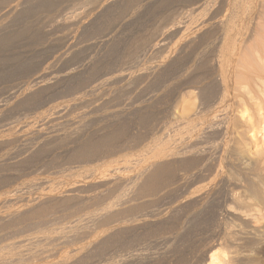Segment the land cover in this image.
Segmentation results:
<instances>
[{"label":"rangeland","instance_id":"1","mask_svg":"<svg viewBox=\"0 0 264 264\" xmlns=\"http://www.w3.org/2000/svg\"><path fill=\"white\" fill-rule=\"evenodd\" d=\"M21 1L0 0V264H207L214 250L228 264H264V244L247 246L253 233L264 243L263 212L227 206L226 197L242 196L248 169L262 162L264 121L254 114L262 126L240 130V157L226 151L217 125L182 120L204 113L217 91L220 43L239 60L255 46L247 60L264 68V0H252L256 15L243 18L248 32L240 27L238 38L214 26L229 22L231 0ZM14 2L16 13L2 14ZM35 75L46 90L34 89Z\"/></svg>","mask_w":264,"mask_h":264},{"label":"bare ground","instance_id":"2","mask_svg":"<svg viewBox=\"0 0 264 264\" xmlns=\"http://www.w3.org/2000/svg\"><path fill=\"white\" fill-rule=\"evenodd\" d=\"M14 1V0H13ZM43 1V0H42ZM51 1V0H50ZM56 1H58V0H56ZM69 1V0H68ZM88 1V0H87ZM103 1V0H102ZM233 1V2H232ZM254 1V0H253ZM252 0H231V2H232V4H231V6H233V13L231 12V14H228V15H231L230 17H228V16H226V18H228V20H229V22H227L226 21V19H225V21L227 22V23H224V21L222 20V19H220L219 21H217V22H215V24H214V26L216 25V28L218 27L219 28V30H220V28L225 24L226 26H223V27H225V30H224V32L223 33H225V32H227V31H229V32H227L228 34L231 32V30H234L235 32H236V34L235 35H237V31L236 30H238V31H240L241 29H239L240 27H241V21L243 20V18L245 19V18H247L248 19V17L249 18H251V17H253L254 15H256L255 14V12H253L254 10H252L253 9V6H252V4L254 3ZM262 1V0H261ZM4 2H6V1H4ZM8 2V1H7ZM16 2V1H15ZM14 2V3H15ZM19 2V1H18ZM23 1H21L20 0V3H22ZM40 2V1H39ZM93 2V1H92ZM91 2V3H92ZM136 2V1H135ZM203 2V1H202ZM230 2V1H229ZM253 2V3H252ZM3 3V2H2ZM13 3V5H10L9 6V4L8 5H6V8H2L1 10H2V14H4V15H8V14H14V13H16V11H17V8H19L18 7V5H19V3H15L14 4ZM26 3H27V1H26ZM90 3V2H89ZM94 4H95V2H93ZM55 4V3H54ZM102 4V3H101ZM130 4V3H129ZM262 4L264 5V2H262ZM49 5V4H48ZM51 5V4H50ZM104 5V4H103ZM226 5H227V3H226ZM255 5V4H254ZM261 5V4H260ZM56 6V5H55ZM93 6V5H92ZM230 6V5H229ZM46 7V6H45ZM70 7V6H69ZM89 7V6H88ZM98 7H100V6H98ZM101 7H102V5H101ZM49 8V7H48ZM53 8V7H52ZM94 8V7H93ZM97 8V7H96ZM227 8H229V7H227ZM255 8V7H254ZM99 9V8H98ZM106 9V8H105ZM135 9V8H134ZM138 9V8H137ZM258 9H259V7H258ZM21 10V9H20ZM256 10V9H255ZM224 11V10H223ZM226 11H228V9L226 10ZM261 11H263V10H261ZM97 12V11H96ZM160 12V11H159ZM25 13V12H24ZM60 13V12H59ZM80 13V12H79ZM118 13V12H117ZM260 13V12H259ZM262 13H264V12H262ZM1 14V15H2ZM106 14V13H105ZM188 14V13H187ZM221 14V13H220ZM223 14V13H222ZM221 14V15H222ZM15 15H17V14H15ZM40 15V14H39ZM69 15V14H68ZM80 15V14H79ZM185 15V14H184ZM215 15V14H214ZM262 15V14H261ZM260 15V16H261ZM13 16V15H12ZM19 16V15H18ZM22 16V15H21ZM75 16V15H74ZM116 16V15H115ZM123 16V15H122ZM219 16V15H218ZM27 17V16H26ZM76 17V16H75ZM78 17V16H77ZM3 18V17H2ZM1 18V19H2ZM19 18V17H18ZM18 18H17V20H18ZM68 18V17H67ZM110 18V17H109ZM214 19H215V17H213ZM217 18V17H216ZM221 18V17H220ZM4 19H6V18H4ZM66 19V18H65ZM83 19V18H82ZM178 19V18H177ZM219 19V18H218ZM223 19H224V17H223ZM257 19V18H256ZM25 19H23V21H24ZM50 20V19H49ZM74 20V19H73ZM173 20V19H172ZM191 20V19H190ZM251 20V22L253 21L252 19H250ZM255 20V19H254ZM12 21H14V20H12ZM66 21V20H65ZM68 21V20H67ZM66 21V22H67ZM213 21V20H212ZM216 21V20H215ZM248 20H246V22H247ZM259 21V20H258ZM2 22V21H1ZM8 22V21H7ZM18 22V21H17ZM64 22V21H63ZM65 22V23H66ZM193 22V21H192ZM251 22H250V24H251ZM256 22H257V20H256ZM260 22V21H259ZM62 23V22H61ZM70 23V22H69ZM72 23V22H71ZM70 23V24H71ZM77 23H78V21H77ZM76 23V24H77ZM213 23H214V21H213ZM60 24V23H59ZM67 24V23H66ZM65 24V25H66ZM158 24V23H157ZM193 24V23H192ZM206 24V23H205ZM256 24H258V23H256ZM64 25V26H65ZM69 25V24H68ZM132 25V24H131ZM242 25H243V23H242ZM246 25V23L244 22V26ZM249 25V24H248ZM253 25V24H252ZM25 26V25H24ZM67 26V25H66ZM188 26V25H187ZM199 26V25H198ZM203 26H205V25H203ZM214 26H212L213 27V29H214ZM257 26V25H256ZM255 26V27H256ZM259 26V25H258ZM263 26V25H262ZM4 27V26H3ZM71 27V26H70ZM195 27V26H194ZM211 27V28H212ZM250 27V26H249ZM254 27V26H253ZM2 28V27H1ZM1 28H0V30H1ZM29 28V27H28ZM62 28V27H61ZM201 28H203L202 26H201ZM210 28V27H209ZM208 28V29H209ZM211 28H210V30H211ZM215 28V30H217ZM243 30H247V29H244V27L242 26L241 27ZM260 28V27H259ZM259 28H257V29H259ZM261 28H263V27H261ZM7 29V28H6ZM252 29V28H251ZM26 30V29H25ZM165 30V29H164ZM198 30V29H197ZM200 30V29H199ZM222 30H223V28H222ZM255 30V29H254ZM253 30V31H254ZM69 31V30H68ZM155 31V30H154ZM160 31V30H159ZM201 31V30H200ZM199 31V32H200ZM203 31H204V29H203ZM212 31V30H211ZM242 31V30H241ZM256 31H259V30H255V32ZM27 32V31H26ZM50 32V31H49ZM198 32V31H197ZM234 32V33H235ZM248 31H246L245 33H247ZM251 32V31H250ZM259 32H262V30L261 31H259ZM258 32V33H259ZM193 33H194V31H193ZM218 33V32H217ZM221 33V32H220ZM232 33H233V31H232ZM232 33H230V34H232ZM239 33H241V32H239ZM238 33V36H237V38L240 36V34ZM244 33V31L242 32V34ZM254 33V32H253ZM257 32L256 33H254L253 35H257L258 34ZM263 33V32H262ZM9 34V33H8ZM27 34V33H26ZM33 34V33H32ZM225 35V36H222V37H225L226 38V36L227 37H229L230 35ZM248 34H250V33H248ZM160 35V34H159ZM163 35V34H162ZM167 35V34H166ZM235 35H234V37H235ZM244 35V34H243ZM251 35V34H250ZM259 35H261L260 33H259ZM264 35V34H263ZM232 37H233V35H231ZM244 36H246V34L244 35ZM258 36V35H257ZM262 36V35H261ZM260 36V37H261ZM163 36H160V39L162 38ZM198 37V36H197ZM252 37V36H251ZM254 37V36H253ZM259 37V38H260ZM17 38V37H16ZM230 38L231 37H229V39H228V41H230ZM241 38V37H240ZM254 38H256V37H254ZM254 38L252 39L254 42H255V40H257V39H259V38H256L255 40H254ZM9 39V38H8ZM11 39H13V38H11ZM224 39V38H223ZM233 40H234V38H232ZM236 39V38H235ZM251 39V38H250ZM249 39V40H250ZM4 40V39H3ZM7 40V39H6ZM227 40V39H226ZM237 40V39H236ZM262 41H263V38L261 39ZM223 41V40H222ZM225 41V40H224ZM232 41V40H231ZM240 41V40H239ZM242 41H243V39H242ZM258 41V40H257ZM256 41V42H257ZM6 42V41H5ZM10 42V41H9ZM235 42V41H234ZM234 42L232 43V46L234 47L235 45H233L234 44ZM241 42V41H240ZM240 42H239V44H240ZM245 42V41H244ZM256 42H255V45H256ZM37 43V42H36ZM60 43V42H59ZM228 43V42H227ZM241 43H243V42H241ZM259 43V42H258ZM257 43V47L258 48H262V47H259L260 45ZM262 43H264V42H261V44ZM225 44V43H224ZM247 44V43H246ZM6 45V44H5ZM8 45V44H7ZM6 45V46H7ZM12 45H13V43H12ZM18 45V44H17ZM220 45H221V47H224V48H222L223 49V54H224V56H222V55H220L219 57H217V60L215 61L216 62V65H217V67H218V71H216L217 72V74H215L216 76H217V82H218V87H217V91H216V93L215 92H213L214 93V97L212 96V98H210L211 99V101L207 104V108H206V110H205V112L203 113L202 112V114H201V112H200V114H194L195 112H193V106H192V104L194 105V102L191 104L190 102V106L188 105V107H191V109L190 108H187L186 106V110H184L183 111V109H185L184 108V106H183V109L182 108H180L183 112H186V114L187 113H192L193 112V115L192 114H190V116L189 115H186L184 118H182V120H183V122L185 121V123H184V125L186 124V126L188 127L190 124H192V127H193V123H194V121L195 120H202L203 122H204V124H207V126H208V124H211V126H212V124H214L213 126H216L217 125V127L218 128H216V129H218V131H217V133L219 134V136L224 140V145H225V148L227 147V149H226V151H230L231 152V154L233 155V156H240V157H242V152H243V150H242V146H241V141H240V139L238 140V137L240 136V130H242L243 129V126H244V128L246 127H250V128H253L255 125H257V120H252V118H254V114H255V117L257 118V119H261V121L263 120L264 121V119H262L264 116H263V113H264V68H261V66H258V63L257 64H253L252 63V61H248L249 60V58H251L250 56H252L251 54L253 53H255L256 54V52L258 53L259 51H257V50H255V52H254V49H255V46H254V48L252 49L251 48V50L248 52V50H246L247 52H246V57H249V58H245L244 59V57H243V55H241V57H243V60H239L237 57H239L238 56V54H239V52H234L233 50H230V48L229 49H227V50H225L226 52H224V49H225V46H223L221 43H220ZM229 45H231V42L229 43ZM240 45H242V44H240ZM251 46H252V44H250ZM264 44H262V46H263ZM142 46V45H141ZM144 46V45H143ZM157 46V45H156ZM237 46V45H236ZM243 46H244V43H243ZM248 46V45H247ZM9 47V46H8ZM33 47V46H32ZM220 47V48H221ZM226 47H229L228 46V44H227V46ZM241 47V46H240ZM239 47V48H240ZM257 47H256V49H257ZM264 47V46H263ZM7 48V47H6ZM236 47H234V49H235ZM241 48H243V47H241ZM238 49V51L239 50H243V49ZM245 48H247V47H245ZM249 48V47H248ZM221 49V50H222ZM237 49V48H236ZM136 50V49H135ZM221 50H220V52H221ZM214 51V50H213ZM241 51H240V53H241ZM73 52V51H72ZM261 52H264V50H261ZM66 53H68V52H66ZM76 53V52H75ZM248 53V54H247ZM61 54V53H60ZM219 54V53H218ZM230 54H233L234 55V57L233 58H236V59H238V60H231L230 59ZM46 55V54H45ZM67 55V54H66ZM260 55V54H259ZM236 56V57H235ZM256 56V55H255ZM257 56H258V54H257ZM262 56V55H261ZM64 57V56H63ZM63 57H62V59H63ZM70 57V56H69ZM253 57V56H252ZM259 57V56H258ZM264 57V56H263ZM262 57V58H263ZM261 58V57H260ZM19 59V58H18ZM27 59V58H26ZM248 59V60H247ZM258 59V58H257ZM254 60H256V59H254ZM9 61V60H8ZM258 61V60H257ZM262 61H264V60H262ZM22 62V61H21ZM209 62V61H208ZM51 63V62H50ZM210 63H211V61H210ZM7 64V63H6ZM24 64V63H23ZM43 64V63H42ZM213 64H214V62H213ZM52 65V64H51ZM54 65V64H53ZM175 65V64H174ZM215 65V66H216ZM259 65H260V63H259ZM262 65V64H261ZM263 65H264V62H263ZM262 65V66H263ZM5 66V65H4ZM178 66V65H177ZM203 66V65H202ZM212 66V65H211ZM214 66V65H213ZM12 67V66H11ZM68 67V66H67ZM158 67V66H157ZM156 67V68H157ZM21 68H22V66H21ZM53 68V67H52ZM43 69H46V70H49L50 69V67L48 66L47 68H43ZM170 69V68H169ZM200 69V68H199ZM210 69V68H209ZM7 70V69H6ZM11 70V69H10ZM17 70V69H16ZM36 70V69H35ZM172 70V69H171ZM13 72H14V70H13ZM33 72V71H32ZM43 72H44V70H43ZM149 72V71H148ZM171 72V71H170ZM188 72V71H187ZM37 73V72H36ZM38 73H40L39 71H38ZM47 73V72H46ZM173 73V72H172ZM210 73V72H209ZM19 74V73H18ZM40 74H43L42 72L40 73ZM39 74V75H40ZM48 74V73H47ZM12 75V74H11ZM39 75H37V76H39ZM49 75V74H48ZM134 75V74H133ZM193 75V74H192ZM1 76V75H0ZM36 76V75H35ZM36 76V77H37ZM44 76V75H43ZM119 76V75H118ZM122 76V75H121ZM120 76V77H121ZM139 76V75H138ZM117 77V76H116ZM119 77V78H120ZM130 77V79H131V76H129ZM129 77H128V79H129ZM200 77V76H199ZM1 78V77H0ZM10 78V77H9ZM33 78H35V77H33ZM113 78V77H112ZM118 78V79H119ZM122 78H123V76H122ZM126 78V77H125ZM136 78V77H135ZM140 78V77H139ZM36 79H37V81H36ZM35 79V85L33 86L34 87V89H36V91H39V90H42V89H45L46 90V88H48L49 87V83L48 82H44L43 81V79H44V77H42V75L40 76V77H37ZM107 79V78H106ZM105 79V80H106ZM114 79V78H113ZM116 79V78H115ZM114 79V80H115ZM121 79V78H120ZM128 79H125V81L126 80H128ZM9 80V79H8ZM111 80V79H110ZM113 80V81H114ZM117 80V79H116ZM103 81V80H102ZM107 81V80H106ZM112 81V82H113ZM131 81V80H130ZM213 81V80H212ZM216 81V80H215ZM110 82V81H109ZM132 82V81H131ZM48 83V84H47ZM107 83V82H106ZM34 84V83H33ZM108 84H110V83H108ZM129 84V83H128ZM216 84V83H215ZM23 85V84H22ZM95 85H98V84H95ZM95 85L94 86H91V87H95ZM184 85V84H183ZM192 85H194V84H192ZM200 85V84H199ZM79 86V85H78ZM191 86V85H190ZM189 86V87H190ZM196 86V85H195ZM202 86V85H201ZM20 87V86H19ZM30 87V86H29ZM69 88V87H68ZM193 88V87H192ZM21 89V88H20ZM25 89V88H24ZM30 89V88H29ZM29 89H27V90H29ZM62 89V88H61ZM95 89H97L96 87H95ZM195 89V88H194ZM215 89V88H214ZM213 89V90H214ZM91 90H93V89H91ZM101 90V89H100ZM193 90V89H192ZM216 90V89H215ZM28 92V91H27ZM29 92H31V91H29ZM48 92V91H47ZM65 92V91H64ZM210 92V91H209ZM34 93V92H33ZM38 93V92H37ZM185 93V92H184ZM192 93V92H191ZM204 93V92H203ZM22 94H24L23 92H22ZM30 94V93H29ZM68 94H70V93H68ZM205 94H209V93H205ZM27 95V94H26ZM113 95V94H112ZM192 95V94H191ZM21 96V95H20ZM25 96V95H24ZM35 96V95H34ZM38 96V95H37ZM40 96V95H39ZM182 96V95H181ZM180 96V97H181ZM184 96V95H183ZM188 96V95H187ZM190 96V95H189ZM208 96V95H207ZM22 97V96H21ZM79 97V96H78ZM82 97V96H81ZM173 97V96H172ZM193 97H194V95H193ZM27 98V97H26ZM26 98H24V99H26ZM41 98V97H40ZM43 98V97H42ZM86 98V97H85ZM95 98V97H94ZM100 98V97H99ZM103 98V97H102ZM203 98V97H202ZM206 98V97H205ZM57 99V98H56ZM75 99V98H74ZM81 99V98H80ZM187 99H189V97H187ZM187 99H185V100H187ZM194 99V98H193ZM209 99V100H210ZM108 100V99H107ZM208 100V101H209ZM79 101V100H78ZM81 101V100H80ZM80 101H79V103H80ZM83 101V100H82ZM92 101V100H91ZM90 101V102H91ZM188 101V100H187ZM186 101V102H187ZM33 102V101H32ZM40 102V101H39ZM71 102V101H70ZM84 102H86V101H84ZM94 102V101H93ZM95 102H97V101H95ZM201 102V101H200ZM12 102H10V104H11ZM76 103V102H75ZM184 103V102H183ZM182 102H181V104H183ZM205 103V102H204ZM21 104V103H20ZM29 104V103H28ZM70 104V103H69ZM72 104V103H71ZM87 104V103H86ZM176 104V103H175ZM180 104V105H181ZM17 105V104H16ZM61 104H59V106H60ZM65 105H67L68 106V104H65ZM73 105H74V103H73ZM79 105V104H78ZM78 105H77V107H78ZM82 105V104H81ZM80 105V106H81ZM85 105V104H84ZM84 105H83V107H84ZM91 105V104H90ZM184 105V104H183ZM186 105V104H185ZM58 106V107H59ZM88 106V105H87ZM56 107V106H55ZM65 107V106H64ZM71 107V106H70ZM75 107V106H74ZM82 107V106H81ZM91 107V106H90ZM177 107V106H176ZM200 107V106H199ZM204 107H205V105H204ZM62 108H63V104H62ZM61 108V109H62ZM92 108H93V106H92ZM1 109H2V107H1ZM51 109V108H50ZM54 109V108H53ZM60 108L58 109H56L55 111H52V112H54L53 114L57 117H61V115H63V110H61ZM66 109V108H65ZM73 109V108H72ZM88 109V108H87ZM196 109V108H195ZM82 110V109H81ZM192 110V111H191ZM65 111V110H64ZM89 111V110H88ZM182 111H181V114H183L182 113ZM188 111V112H187ZM191 111V112H190ZM1 112V111H0ZM50 113V112H49ZM66 113H67V111H66ZM69 113H70V111H69ZM68 113V114H69ZM76 113V112H75ZM39 114V113H38ZM52 113H50V115H51ZM71 114V113H70ZM78 114V113H77ZM179 114V113H178ZM41 115V114H40ZM48 115V114H47ZM49 116V115H48ZM47 116V117H48ZM90 116V115H89ZM179 116H180V114H179ZM44 117H46V116H44ZM54 117V116H53ZM69 117V116H68ZM71 117V116H70ZM86 117V116H85ZM40 118V117H39ZM42 118H43V116H42ZM41 118V123L43 122H45L46 121V119L47 118H43L42 119ZM50 118H52V116L50 117ZM58 118V119H59ZM65 118V117H64ZM78 118V117H77ZM176 118V117H175ZM180 118V117H179ZM255 118V119H256ZM34 119H36V118H34ZM55 119H57V118H55ZM84 119H86V118H84ZM49 120V119H48ZM60 120V119H59ZM71 120V119H70ZM78 120V119H77ZM32 121V120H31ZM36 121H37V119H36ZM38 121H40V120H38ZM52 121V120H51ZM58 121V120H57ZM61 121V120H60ZM72 121V120H71ZM181 121V120H180ZM26 122V121H25ZM65 122H66V120H65ZM183 122H182V124H183ZM202 122V123H203ZM42 123V124H43ZM49 123V122H48ZM62 123V122H61ZM72 123V122H71ZM74 123V122H73ZM256 123V124H255ZM258 123H260V122H258ZM28 124V123H27ZM38 124V123H37ZM41 124V125H42ZM46 124V123H45ZM51 124V123H50ZM58 124V123H57ZM81 124V123H80ZM180 124V123H179ZM181 124V125H182ZM195 124V123H194ZM31 125V124H30ZM72 125V124H71ZM75 125V124H74ZM197 125V124H196ZM201 125V124H200ZM262 126V122H261V124H259V127H261ZM29 126V125H28ZM47 126V125H46ZM65 126V125H64ZM70 126V125H69ZM198 126V125H197ZM210 126V127H211ZM212 126V127H213ZM21 127V126H20ZM19 127V128H20ZM25 127H27V126H25ZM209 127V126H208ZM258 126L256 127H254V128H259ZM10 128V127H9ZM16 128V127H15ZM24 128V127H23ZM22 128V129H23ZM42 127H40V129H41ZM196 128H198V127H196ZM254 128L252 129V131H254ZM31 129V128H30ZM35 129V128H34ZM122 129H124V128H122ZM181 129V128H180ZM184 129V128H183ZM186 129V128H185ZM194 129V128H193ZM210 129V128H209ZM213 129H215V128H213ZM215 129V130H216ZM249 129V128H248ZM13 130H14V128H13ZM26 130H28L27 128H26ZM32 130V129H31ZM57 130V129H56ZM173 130V129H172ZM187 130V129H186ZM185 130V131H186ZM191 130V129H190ZM200 130V129H199ZM202 130V129H201ZM212 130V129H211ZM251 130V129H250ZM256 130V129H255ZM264 130V128H262L261 127V129L259 130V131H263ZM7 131V130H6ZM11 131V130H10ZM22 132H23V130H21ZM20 131V132H21ZM40 131H43L42 129L41 130H38L37 129V134H39L40 133ZM45 131V130H44ZM50 131V130H49ZM52 131V130H51ZM195 131V130H194ZM247 131V130H246ZM12 132V131H11ZM19 132V131H18ZM19 132V133H20ZM25 132V131H24ZM28 132H29V130H28ZM34 132V131H33ZM47 132V131H46ZM54 132V131H53ZM183 132V131H182ZM193 132V131H192ZM199 132V131H198ZM197 132V133H198ZM242 132V131H241ZM256 132V131H255ZM3 133V132H2ZM18 133V134H19ZM30 133V132H29ZM32 133V132H31ZM43 133V132H42ZM49 133V132H48ZM47 133V134H48ZM191 133V132H190ZM216 133V134H217ZM262 133V132H261ZM8 134V133H7ZM6 134V135H7ZM24 134V133H23ZM22 134V135H23ZM33 134V133H32ZM36 134V133H35ZM41 134V133H40ZM199 134H200V132H199ZM9 135V134H8ZM15 135V134H14ZM17 135V134H16ZM21 135V134H20ZM49 135V134H48ZM53 134H51V136H52ZM178 135V134H177ZM185 135V134H184ZM187 135V134H186ZM194 135H195V133H194ZM193 135V136H194ZM213 135V134H212ZM253 135V134H252ZM32 136V135H31ZM47 136V135H46ZM56 136V135H55ZM118 136V135H117ZM175 136V135H174ZM183 136V135H182ZM192 136V137H193ZM216 136H218V135H216ZM242 136V135H241ZM41 137H42V134H41ZM54 137V136H53ZM112 137H113V135H112ZM115 137V136H114ZM184 137V136H183ZM6 138V137H5ZM26 138V136L24 137V139ZM47 138V137H46ZM17 139V138H16ZM21 139H22V137H21ZM49 139V138H48ZM109 139V138H108ZM110 139H112V138H110ZM114 139V138H113ZM174 139V138H173ZM184 139H186V138H184ZM193 139H195V138H193ZM192 139V140H193ZM202 139V138H201ZM201 139H195V140H201ZM218 139H220V138H218ZM44 140V139H43ZM104 140V139H103ZM102 140V141H103ZM105 140H107V138L105 139ZM169 140V139H168ZM177 140V139H176ZM222 140V141H223ZM244 140V139H243ZM39 141V140H38ZM48 141V140H47ZM219 141V140H218ZM37 142V141H36ZM40 142V141H39ZM38 142V143H39ZM173 142H174V140H173ZM172 142V143H173ZM188 142H189V140L188 139H186V140H177V146H181V147H185V146H187V144H188ZM200 142V141H199ZM216 142V141H215ZM220 142V141H219ZM4 143V142H3ZM104 143V142H103ZM108 143H109V141H108ZM107 143V144H108ZM168 143V142H167ZM176 143V142H175ZM192 143H193V141H192ZM196 143V142H195ZM213 143V142H212ZM221 143V142H220ZM222 143V144H223ZM5 144V143H4ZM106 144V145H107ZM97 145V144H96ZM100 145V144H99ZM102 145H105V144H102ZM189 145V144H188ZM201 145V144H200ZM217 145V144H216ZM221 145V144H220ZM101 146V145H100ZM205 146V145H204ZM211 146V145H210ZM214 146H215V144H214ZM223 146V145H222ZM103 147V146H102ZM171 147V146H170ZM173 147V146H172ZM176 147V146H175ZM191 147V146H190ZM228 147H229V149H228ZM242 147V148H241ZM84 148H86L87 150H88V148L87 147H84ZM212 148V147H211ZM82 149V148H81ZM177 149V148H176ZM185 149V148H184ZM30 150V149H29ZM174 150H175V148H174ZM201 150V149H200ZM217 150V149H216ZM215 150V151H216ZM81 151V150H80ZM85 151V150H84ZM183 151V150H182ZM181 151V152H182ZM194 151V150H193ZM221 151V150H220ZM225 151V152H226ZM229 151H228V153H229ZM86 152V151H85ZM187 152V150L185 151V153ZM200 152V151H199ZM222 152H224V149H223V151ZM80 153V152H79ZM84 153V152H83ZM243 153H245V152H243ZM5 154V153H4ZM8 154V153H7ZM184 154V153H183ZM187 154V153H186ZM185 154V155H186ZM197 154V153H196ZM231 154H229V156L231 155ZM263 154V153H262ZM167 155V154H166ZM171 155V154H170ZM228 155V154H227ZM264 155V154H263ZM262 155V156H263ZM1 156V155H0ZM177 156V155H176ZM189 156V155H188ZM205 156V155H204ZM200 157V156H199ZM239 157V158H240ZM246 157V156H245ZM207 158V157H206ZM234 158V157H233ZM197 159V158H196ZM195 159V160H196ZM215 159V158H214ZM244 159V158H243ZM246 159V158H245ZM254 159V158H253ZM259 159V158H258ZM166 160H167V158H166ZM251 160V159H250ZM249 160V161H250ZM199 161V160H198ZM207 161V160H206ZM261 161L262 162H259L258 164H254V161L252 162L254 165L252 166V167H250V169H248V172H247V177H248V179H247V181L245 182V187H243V189H244V192H242V196L240 195V193L238 194V195H240V196H236L235 194H234V192L232 191V192H229L228 194H227V206H229L230 204V206H232V205H234V207L238 210H246V211H253V210H257V211H259V212H263V214H264V157H263V159H261ZM185 162V161H184ZM193 162V161H192ZM245 162V161H244ZM257 162V161H256ZM212 163V162H211ZM234 163V162H233ZM238 163H240V162H238ZM242 164H243V162L241 163V166H242ZM186 166V165H185ZM244 167V166H243ZM246 167V166H245ZM190 168V167H189ZM196 168V167H195ZM201 168V167H200ZM235 168V167H234ZM233 169V168H232ZM193 170V169H192ZM217 170V169H216ZM203 171V170H202ZM244 171V170H243ZM197 172V171H196ZM189 174H190V171H189ZM192 174H193V172H192ZM230 174H231V172H230ZM242 174H243V172H242ZM197 175V174H196ZM244 176V175H243ZM242 176V177H243ZM190 177V176H189ZM218 177V176H217ZM225 177V176H224ZM240 178V177H239ZM245 178V177H244ZM190 179V178H189ZM190 181V180H189ZM229 181V180H228ZM239 181V180H238ZM191 182V181H190ZM45 183V182H44ZM47 183V182H46ZM78 183V182H77ZM76 183V184H77ZM80 183V182H79ZM185 183V182H184ZM225 183L227 184V182L225 181ZM224 183V184H225ZM237 183V182H236ZM49 184V183H48ZM59 184V183H58ZM74 184V183H73ZM186 184V183H185ZM75 185V184H74ZM83 185V184H82ZM30 186V185H29ZM46 186H48V185H46ZM77 186V185H76ZM78 186H80V185H78ZM64 187V186H63ZM73 187V186H72ZM82 187V186H81ZM239 187V186H238ZM67 188H69V187H67ZM76 188V187H75ZM215 188V187H214ZM213 188V189H214ZM236 188V187H235ZM45 189V188H44ZM59 189H61V187L59 188ZM74 189V188H73ZM209 189V188H208ZM240 189V188H239ZM28 190V189H27ZM67 190L68 189H66V192H67ZM14 191V190H13ZM46 191V190H45ZM56 192L57 193V191H56V189H53L52 188V186L50 187V188H48V193H53V192ZM208 191V190H207ZM20 192V191H19ZM65 192V191H64ZM69 192V191H68ZM210 192V191H209ZM38 194V193H37ZM40 195V197L42 196L41 195V193H39ZM47 194V193H46ZM50 194H49V196H50ZM58 194H59V192H58ZM54 195V194H53ZM203 195V194H202ZM23 196V195H22ZM28 196H30V195H28ZM44 196V195H43ZM47 196V195H46ZM63 196V195H62ZM64 196H65V194H64ZM7 197V196H6ZM25 197V196H24ZM38 197V196H37ZM36 197V198H37ZM210 197V196H209ZM23 198V197H22ZM43 198V197H42ZM48 198V197H47ZM199 198V197H198ZM217 198V197H216ZM13 199V198H12ZM31 199V198H30ZM33 199V198H32ZM44 199V198H43ZM28 202H29V200H27ZM33 201V200H32ZM6 202V201H5ZM27 202V203H28ZM209 202V201H208ZM3 203V202H2ZM16 204V203H15ZM29 204V203H28ZM4 205V204H3ZM26 205V204H25ZM208 205V204H207ZM27 206V205H26ZM24 208V207H23ZM225 208H227V207H225ZM17 209H18V207H17ZM20 209V208H19ZM229 209V208H228ZM233 209V208H232ZM22 210V209H21ZM230 210V209H229ZM16 211V210H15ZM13 212V211H12ZM228 212V211H227ZM233 212V214H234V211H232ZM243 212V211H242ZM254 212V211H253ZM240 213H241V211H240ZM243 214V213H242ZM246 215V214H245ZM249 215V214H248ZM246 217V216H245ZM261 218V217H260ZM244 219V218H243ZM251 219V218H250ZM264 220V219H263ZM251 222V221H250ZM257 222V221H256ZM243 225V224H242ZM262 225V224H261ZM236 226V225H235ZM244 226V225H243ZM250 226V225H249ZM256 226V225H255ZM257 226H258V224H257ZM232 227V226H231ZM230 227V228H231ZM238 228H239V226H238ZM255 228V227H254ZM221 229V228H220ZM231 230V229H230ZM243 230V229H242ZM232 231H233V229H232ZM260 231V230H259ZM258 231V232H259ZM228 232V231H227ZM233 232H235V231H233ZM249 232V231H248ZM256 232V231H255ZM236 233H237V231H236ZM253 239H251V240H249L248 241V243H247V246L251 249V250H253V249H261V247H262V245L264 244L263 242H262V240H261V238H260V235H259V237L257 236V235H255V233H253ZM257 238H256V237ZM252 237V236H251ZM262 237V236H261ZM247 238V237H246ZM255 238V239H254ZM260 238V239H259ZM263 238V237H262ZM232 240V239H231ZM234 240V239H233ZM243 240V239H242ZM263 240H264V238H263ZM236 241H239V240H236ZM223 242V241H222ZM227 242V241H226ZM241 242H243V241H241ZM240 242V243H241ZM230 243V242H229ZM237 243V242H236ZM236 246V245H235ZM237 247V246H236ZM221 248V247H220ZM238 248V247H237ZM240 248H241V246H240ZM247 248V247H246ZM253 248V249H252ZM231 249V248H230ZM239 250V249H238ZM233 251V250H232ZM77 252H79V251H77ZM236 252V251H235ZM249 252V251H248ZM252 252V251H251ZM246 253H247V251H246ZM253 253V252H252ZM256 253V252H255ZM68 254V253H67ZM229 254V253H228ZM235 254V253H234ZM73 255V254H72ZM223 255H224V253H223ZM222 254H219L218 253V251H212V252H210V255H209V257H208V262H207V264H228V261L225 259V255L223 256ZM227 255V254H226ZM241 255V254H240ZM244 255V254H243ZM63 256V255H62ZM237 256V255H236ZM245 256V255H244ZM243 256V257H244ZM240 257V256H239ZM238 257V258H239ZM242 257V256H241ZM246 257V256H245ZM234 258H236V257H234ZM61 259H63V258H61ZM224 259H225V261H227V263H225V261H224ZM247 259V258H246ZM249 260H247L248 262H250L251 260H250V258H248ZM67 260V259H66ZM73 260V259H72ZM254 260V259H253ZM71 261V260H70ZM244 261H246V260H244ZM255 261H257L256 259H255ZM139 262V261H138ZM230 262V261H229ZM253 262V261H252ZM251 262V263H252ZM242 263V262H241ZM51 264V263H50ZM52 264H53V262H52ZM57 264H59V263H57ZM118 264V263H117ZM249 264V263H248ZM253 264H257V263H255V262H253Z\"/></svg>","mask_w":264,"mask_h":264}]
</instances>
